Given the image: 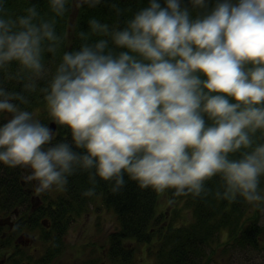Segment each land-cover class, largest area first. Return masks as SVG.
<instances>
[{
	"label": "clouds",
	"instance_id": "9594fccd",
	"mask_svg": "<svg viewBox=\"0 0 264 264\" xmlns=\"http://www.w3.org/2000/svg\"><path fill=\"white\" fill-rule=\"evenodd\" d=\"M69 3L48 0L46 19L0 0V164L28 169L37 193L65 190L78 171L93 185L85 196L97 177L119 192L127 174L140 189L201 197L220 177L217 198L264 204V0H147L123 27L92 17L51 73L45 54L59 52L55 18ZM101 3L123 12L119 0H75ZM37 91L70 141L53 143L25 107Z\"/></svg>",
	"mask_w": 264,
	"mask_h": 264
},
{
	"label": "trees",
	"instance_id": "16d2710c",
	"mask_svg": "<svg viewBox=\"0 0 264 264\" xmlns=\"http://www.w3.org/2000/svg\"><path fill=\"white\" fill-rule=\"evenodd\" d=\"M32 5H35L46 19L54 16L49 9L48 0H5V8L13 16L23 15L24 10ZM146 6L147 0H119L118 7L123 12L117 15L110 3H101L95 8H89L87 5L77 7L75 0H70L65 15L55 18L57 34L62 35L64 39L58 54H45L46 67L54 73L62 53L75 50L80 46L82 41L78 33L90 32L88 24L90 18L95 17L101 22L123 27L135 11ZM98 38L92 35L90 40L95 41ZM12 68L14 70L16 65L14 64ZM0 79H4L3 74H0ZM7 87L19 89L20 85L15 81H9ZM30 101V104L25 106L30 111L37 106H46L43 95L39 91L30 95ZM0 116L5 117L7 113H0ZM44 119L49 126V120L52 119L49 113ZM55 133L53 143L71 140V130L65 126L57 124ZM19 172H21L20 167L10 168L0 164V215L16 208L24 214L28 212L31 230L38 225L42 226L40 221L43 223V220H46L48 225L42 226L44 231L42 229L43 233L38 236L39 241L34 244V248L22 253L27 264H57V259L70 245L67 242L70 227L85 216L83 214L89 210L91 200L96 198H100L117 216L119 230L111 234V239L112 242L117 241L115 243L117 250L120 234L125 239V248L121 252L125 258V264H132L130 255L133 247L130 243L146 244L149 254L156 256V264H198V262L206 264L205 260L208 257L207 260L210 259L208 248H212L215 238L223 229L230 231L224 245L235 241L257 245L258 237H264V227L260 225L258 215L264 204L259 206L251 204L254 206L255 213L245 217L248 205L242 208V204L246 202L243 198L237 197L234 201H230L215 196L216 190L223 191V182L220 177H214L207 182V187L212 190L207 196L179 195L174 189L166 190L171 201L186 200L192 208V219L187 224L178 226L169 211L160 210V193L151 188L140 189L127 174L124 177L126 184L119 192L114 193L110 182L97 177L95 194L85 196L83 193L93 185L89 182L87 172L78 171L68 178L65 190H60L59 195L54 197L47 195L46 207L41 215V207L32 209L31 202L27 201L26 190L16 180ZM261 187L264 188V181ZM27 205L28 210L23 211ZM40 215L43 217L40 218ZM116 255L118 257V253Z\"/></svg>",
	"mask_w": 264,
	"mask_h": 264
},
{
	"label": "flooded vegetation",
	"instance_id": "af4514ba",
	"mask_svg": "<svg viewBox=\"0 0 264 264\" xmlns=\"http://www.w3.org/2000/svg\"><path fill=\"white\" fill-rule=\"evenodd\" d=\"M41 115L38 118H40L42 123L46 124L45 119L42 120ZM8 118L7 116H0V123H3ZM20 168L21 172L18 173L16 180L23 186V189L26 190L28 194L27 201L31 202L32 209L36 210V208L40 206L42 215L46 207V198L48 194L47 192L37 193V182L26 179L29 175V170L22 166ZM59 194L60 191L55 190L51 193V197ZM98 201H100L99 204L103 205L102 214L97 220L99 228L82 229L81 236L73 246L70 254H68L69 246L59 259H57V264H125V258L124 255H121V252L125 248L126 241L120 234L118 239V250L115 247L117 241L114 240L112 242L111 234L119 230V225L117 221L109 224L110 221L105 216V213H108L107 208H109L107 204L100 198L91 200L88 208L89 210L83 215H87L96 205L98 206ZM27 210L28 205L24 207L23 211ZM41 215L40 218L43 217ZM97 215L98 214L95 213V216ZM40 223L43 227L48 226L46 220H43V223L40 221ZM42 226L38 225L37 228L31 230L29 227L28 212L24 214L16 208L9 213L0 215V264H27L28 262L24 260L22 253L27 252L28 249L31 250L34 248V244L39 241L37 240L38 236L43 233ZM116 253H118V257Z\"/></svg>",
	"mask_w": 264,
	"mask_h": 264
},
{
	"label": "rangeland",
	"instance_id": "374dc122",
	"mask_svg": "<svg viewBox=\"0 0 264 264\" xmlns=\"http://www.w3.org/2000/svg\"><path fill=\"white\" fill-rule=\"evenodd\" d=\"M33 112L36 113L37 118L42 113V120L48 111L46 106L35 107ZM9 116V114H7ZM40 119V118H38ZM56 189L54 188L51 191H48L47 194L51 196V193ZM160 210L169 211L170 216L176 220V225L180 226L182 224H187L192 219V208L189 206L186 200H177L171 201L167 196L166 191L164 193H160ZM100 201L97 202L99 204ZM248 205V206H247ZM247 206L246 210L247 215L245 217L253 215L255 213L254 206L249 204L247 201L242 204V208L244 209ZM102 204L96 205L95 208L82 217L77 223H73V226L70 227V233L67 237V242L70 244L69 252L73 249L75 243L79 240L81 236L82 229H94L99 228L97 225V220L100 218L102 214ZM108 213H105V216L109 219L111 224L112 222L117 221V216L115 212L111 208H107ZM95 213L98 215L95 216ZM259 215V223L262 227H264V205L260 208L258 212ZM230 231L228 229H223L220 235L215 238V242L212 244V248H208V255L210 256L209 261L206 259V264H264V237H258L257 245L251 243L244 242H233L232 244L224 243L229 238ZM132 249V253L130 258L132 259L130 263L132 264H156V256L150 255L146 244L139 243H130ZM209 246V245H207ZM199 264V262H198Z\"/></svg>",
	"mask_w": 264,
	"mask_h": 264
},
{
	"label": "water",
	"instance_id": "95a60500",
	"mask_svg": "<svg viewBox=\"0 0 264 264\" xmlns=\"http://www.w3.org/2000/svg\"><path fill=\"white\" fill-rule=\"evenodd\" d=\"M49 127L53 129L54 133L56 131V128H57V124L54 120H52L50 123H49ZM20 264H24V263H20Z\"/></svg>",
	"mask_w": 264,
	"mask_h": 264
}]
</instances>
